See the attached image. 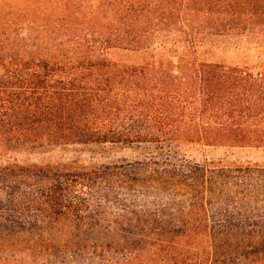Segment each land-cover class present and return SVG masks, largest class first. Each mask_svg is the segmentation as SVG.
Segmentation results:
<instances>
[{"label": "trees", "instance_id": "trees-1", "mask_svg": "<svg viewBox=\"0 0 264 264\" xmlns=\"http://www.w3.org/2000/svg\"><path fill=\"white\" fill-rule=\"evenodd\" d=\"M51 1L53 19L37 0H0V156L16 147L85 143L264 149V68L196 62L187 52L125 66L108 60L106 49L142 50L137 31L151 33V24L160 34L169 11L128 0ZM220 3L219 17L206 20L228 26L253 15L235 1L219 12ZM181 160L172 176L164 174L177 185L200 178L201 190L179 221L165 224L163 240L118 264H264V168ZM34 178L29 184L0 174V227L29 228L27 208L55 215L86 210L70 184ZM131 228L129 236L142 232Z\"/></svg>", "mask_w": 264, "mask_h": 264}, {"label": "rangeland", "instance_id": "rangeland-1", "mask_svg": "<svg viewBox=\"0 0 264 264\" xmlns=\"http://www.w3.org/2000/svg\"><path fill=\"white\" fill-rule=\"evenodd\" d=\"M37 1L49 7L45 15L53 19V2ZM128 1L153 5L165 14L169 11L166 15L171 14V19L169 22L161 19L164 26L159 25L162 28L160 34L151 29V24V33L137 31L144 40L140 43L145 47L142 50L106 49L108 60L136 67L163 55L175 60L180 52H187V57L195 58L196 62L246 66L253 72L264 68V0ZM217 1H221L219 12L235 1L242 11L251 10L253 15L228 26L212 23L205 17L211 14L219 17L217 7H214ZM171 3L176 4L175 9ZM109 6L108 10L111 9ZM179 6L186 10H179ZM231 10L239 11L238 8ZM177 12L190 21L185 27L191 31L184 29ZM161 146L119 143L41 145L16 147L13 152L0 156V174L12 172L29 184L34 182L35 178H31L36 174L42 176L41 184L47 178L56 179L61 185L70 184L73 195L84 199L87 205L86 210H64L61 215L52 214L45 207H40L39 211L25 209L26 214L32 213L27 217L32 220L29 228L10 231L0 227V264L121 263L128 255L140 254L154 242L163 240L161 233L165 224L179 221V211L201 190L200 178L192 186L177 185L164 174L169 172L172 176L173 167L181 164L182 158L195 160L208 168H264V149L186 147L169 150ZM164 160L167 167L161 166L160 162ZM153 162L159 166H154ZM188 174L198 178L197 174ZM22 203L30 204L24 200ZM129 225L133 227L131 229L138 228L139 232L141 228L142 232L127 235L125 231ZM224 239L229 237L217 238L219 241Z\"/></svg>", "mask_w": 264, "mask_h": 264}]
</instances>
